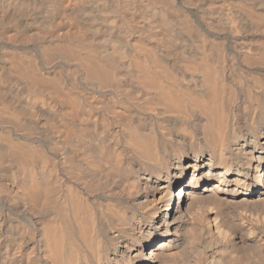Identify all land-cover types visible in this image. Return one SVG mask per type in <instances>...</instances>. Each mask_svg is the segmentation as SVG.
Returning <instances> with one entry per match:
<instances>
[{
  "label": "bare ground",
  "instance_id": "obj_1",
  "mask_svg": "<svg viewBox=\"0 0 264 264\" xmlns=\"http://www.w3.org/2000/svg\"><path fill=\"white\" fill-rule=\"evenodd\" d=\"M0 178V264H264V0H0Z\"/></svg>",
  "mask_w": 264,
  "mask_h": 264
},
{
  "label": "rangeland",
  "instance_id": "obj_2",
  "mask_svg": "<svg viewBox=\"0 0 264 264\" xmlns=\"http://www.w3.org/2000/svg\"><path fill=\"white\" fill-rule=\"evenodd\" d=\"M21 139H22V140H27V139L29 140V138H21ZM30 139H32L33 142H34L35 140H38V142L35 141L34 144H35V145L38 144L37 146H40L41 148H43V150H45V149H46L45 151H47V150H49V149L51 150V147L48 146V143H47V141H46L45 138H44V139H43V138H39V139H38V138H36V139H35V138H30ZM40 140H41V141H40ZM43 140H44V141H43ZM43 142H44V143H43ZM41 143H42V144H41ZM42 146H43V147H42ZM45 146H46V147H45ZM47 147H48V148H47ZM51 151H52V150H51ZM1 178H2V177H1ZM1 178H0V179H1ZM18 221H19L20 223L24 224L22 221H20V220H18Z\"/></svg>",
  "mask_w": 264,
  "mask_h": 264
}]
</instances>
